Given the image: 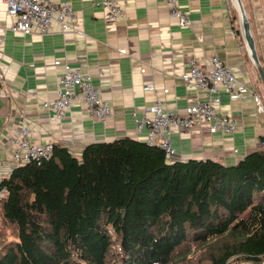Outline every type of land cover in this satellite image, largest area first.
I'll use <instances>...</instances> for the list:
<instances>
[{"label": "crops", "instance_id": "1", "mask_svg": "<svg viewBox=\"0 0 264 264\" xmlns=\"http://www.w3.org/2000/svg\"><path fill=\"white\" fill-rule=\"evenodd\" d=\"M45 1L70 4L76 14L72 33L62 35L53 26L44 36L16 35L0 0V182L15 168L6 140L19 127L30 130L32 144L52 143L80 158L90 144L125 138L144 142L147 131L137 134L135 120L157 102L184 117L185 110L203 98L180 80L191 60L208 71L210 58L219 57L264 108V0H240L253 50L237 0H177L190 20L188 28L179 26L161 0H120L124 17L114 22L106 20L100 0ZM56 60L92 78L100 99L111 109L106 124L91 119L80 103H73L61 120L43 108L56 96L62 73V67L53 64ZM149 84L152 87L145 89ZM220 100L216 113L231 118L237 131L211 134L204 121L196 120L190 131L171 134L176 157L169 161L211 160L232 166L262 150L264 109L256 107L251 95L231 100L222 91Z\"/></svg>", "mask_w": 264, "mask_h": 264}, {"label": "trees", "instance_id": "2", "mask_svg": "<svg viewBox=\"0 0 264 264\" xmlns=\"http://www.w3.org/2000/svg\"><path fill=\"white\" fill-rule=\"evenodd\" d=\"M0 193V264H264L263 149L226 166L130 138L54 145Z\"/></svg>", "mask_w": 264, "mask_h": 264}, {"label": "built area", "instance_id": "3", "mask_svg": "<svg viewBox=\"0 0 264 264\" xmlns=\"http://www.w3.org/2000/svg\"><path fill=\"white\" fill-rule=\"evenodd\" d=\"M6 13L12 20L10 31L16 35L44 36L57 26L59 33H72V22L76 19L75 11L69 3H51L45 0H2ZM168 8L172 17L177 19L181 28H188L190 20L182 13L177 0H161ZM106 11V20L114 22L124 17L120 7V0H100L98 3ZM75 32V31H74ZM83 35L82 32H75ZM124 54V51H120ZM54 66L62 67V73L56 84V96L53 101L43 103V108L52 111L58 120L64 119L73 103L84 106L87 115L102 124H106L112 113L108 104L99 97V91L92 84V78L76 69H72L66 61H54ZM180 80L188 88L198 89L203 98L189 106L184 117L162 108L157 102L144 109L140 119L135 120V132L141 134L147 131L144 142L149 146H156L163 150L169 160L176 157V151L171 147L170 137L173 132H188L196 120H202L208 125L211 134L220 133L231 135L238 129L237 124L228 117L219 116L214 106L221 102L220 94L225 92L231 100H238L244 95H251L256 107L262 111L263 105L257 95L252 93L234 76L231 68L217 56L209 61V70L203 71L196 66L195 61L188 62V69L181 75ZM151 84L145 89H150ZM30 130L19 127L6 140L8 151L14 166L22 164H39L52 157L54 145L52 143L32 144L29 140ZM264 150V142L260 143ZM2 197V193H0Z\"/></svg>", "mask_w": 264, "mask_h": 264}, {"label": "water", "instance_id": "4", "mask_svg": "<svg viewBox=\"0 0 264 264\" xmlns=\"http://www.w3.org/2000/svg\"><path fill=\"white\" fill-rule=\"evenodd\" d=\"M237 2L239 3V10H240V14H241V20H242V28H243V31H244V35L246 37V41L248 43V46L250 47L251 50L254 49L253 47V42L251 40V37H250V28H249V24H248V21L245 17V14H244V10H243V7L240 3V0H237ZM253 54V59L254 61L257 63L258 65V60H257V57H256V54L255 52L252 53ZM259 67V65H258Z\"/></svg>", "mask_w": 264, "mask_h": 264}, {"label": "rangeland", "instance_id": "5", "mask_svg": "<svg viewBox=\"0 0 264 264\" xmlns=\"http://www.w3.org/2000/svg\"><path fill=\"white\" fill-rule=\"evenodd\" d=\"M6 235H7V239L8 241H12V234H11V231L10 230H6ZM197 256V253L194 254L193 258H196Z\"/></svg>", "mask_w": 264, "mask_h": 264}]
</instances>
